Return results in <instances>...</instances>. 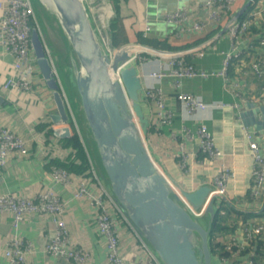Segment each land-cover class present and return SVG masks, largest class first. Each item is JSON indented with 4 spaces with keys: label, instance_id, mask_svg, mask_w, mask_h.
I'll return each instance as SVG.
<instances>
[{
    "label": "crops",
    "instance_id": "1",
    "mask_svg": "<svg viewBox=\"0 0 264 264\" xmlns=\"http://www.w3.org/2000/svg\"><path fill=\"white\" fill-rule=\"evenodd\" d=\"M207 1L94 0L88 5V13L100 41L102 34L111 36L109 23L117 18L118 22L112 29L114 38V46H112L116 49L127 44H140L163 51L186 50L182 56L195 67L207 71H220L225 54L231 53L224 75L182 80L181 91L192 93L211 104L193 114H187L176 99L172 78L156 79L149 75L151 71L165 67L167 58L152 54L142 60L137 58L132 60L137 65L141 78V102L145 115L149 118L150 131L145 134L144 140L151 156L162 171L184 190L191 191L201 185L213 188L214 177L221 171V167H226L232 172V176L226 184L223 196L225 201L231 204L235 211L259 212L261 209L258 208V202L249 197L254 159L249 150L246 133L250 132L253 135L259 143L261 154L264 155V125L257 128L255 125L244 124L239 111L248 101L255 102L259 108L264 107V93L261 89L264 69L261 68L257 72L252 69L253 61L264 58V45L260 44V39L264 36V23L253 16L250 30L234 39L230 37L226 28L227 18L219 22L209 19ZM256 1L259 4L264 0ZM246 2L247 0L236 1L231 7L230 14L235 15ZM178 9H186L188 16L184 21L175 24L166 19V13ZM49 14L51 20L55 21L54 14ZM197 21L203 23V28L200 30L192 28ZM51 24L53 29L50 30H53L54 36L52 39L43 40L44 46L55 62L61 57V63L67 71H70L71 77L68 76L66 82L69 83L71 80L75 83L71 73L69 42L58 22ZM57 36H59L58 42L55 41ZM139 52L135 51L132 55L145 53ZM33 54L32 49L31 57ZM33 56L35 57V54ZM13 62L12 54L0 44V122L11 126L26 137L36 135L42 140L43 136L46 137L44 145L47 152L43 145L40 146L38 138L32 142L28 156L10 158L1 168L0 195L4 193L30 195L42 188L52 187L65 202L64 218L71 243L90 251L92 256L89 264H104L106 248L104 238L96 229L94 212L86 203L73 197L72 187H65L56 181L52 174L53 167L56 166L52 160L55 157L63 159L69 153L68 148L62 147L60 141L62 137L54 133L55 130L59 131L63 124L54 123L51 119V115L57 112L53 90L42 77L37 63L27 76L31 83L30 89L5 88L4 83L7 78L17 77ZM148 87L161 89L166 107L174 113L170 123L155 125L157 108L154 101L145 96V89ZM221 101L226 103L224 108L213 106V103ZM74 114L82 135L85 140L88 139L85 141L87 148L96 158L97 151L88 136L82 115L77 114V111ZM263 116L264 111H259L260 123L264 121ZM42 123L45 126L39 128L38 125ZM200 124H205L211 132L215 145L221 151L219 157L208 158L200 151L197 135ZM49 129L52 130L50 135L47 133ZM181 147L187 155L184 164H181L180 159ZM117 224L124 264L142 262L143 251L134 233L122 220L118 219ZM54 231V223L36 214L27 215L15 229L12 226L11 214L1 213L0 264H12L3 255L2 245L14 233L24 244L29 245L26 260L22 264H73L72 261L52 255L45 250L44 245L53 236Z\"/></svg>",
    "mask_w": 264,
    "mask_h": 264
},
{
    "label": "water",
    "instance_id": "2",
    "mask_svg": "<svg viewBox=\"0 0 264 264\" xmlns=\"http://www.w3.org/2000/svg\"><path fill=\"white\" fill-rule=\"evenodd\" d=\"M251 1L233 19H238ZM49 4L69 42L71 73L82 118L97 151L96 162L121 211L163 264H213L210 232L218 210L216 199L223 196L210 194L212 188L208 185L191 191L178 186L155 162L144 140L149 118L143 110L142 82L132 53L163 57L166 52L148 45L127 44L110 54L98 38L83 0H50ZM30 40L41 75L53 90L57 112L51 119L63 124L54 133L68 137L70 118L37 28L32 30ZM116 71L120 80L114 77ZM244 105L239 111L243 123L257 128L264 125L258 119L264 107L252 101ZM180 195L194 209L206 200L202 216L196 217Z\"/></svg>",
    "mask_w": 264,
    "mask_h": 264
},
{
    "label": "built area",
    "instance_id": "3",
    "mask_svg": "<svg viewBox=\"0 0 264 264\" xmlns=\"http://www.w3.org/2000/svg\"><path fill=\"white\" fill-rule=\"evenodd\" d=\"M83 1L88 9V5L94 0ZM236 1L238 0H208L206 2V7L209 10V19L211 21L219 22L221 19L227 18V31L230 37L234 39L241 35V33H244L243 31L250 26L253 16L264 23V1L257 4L256 0H252L251 2L254 6L242 20L233 19L234 15L230 14L231 7ZM0 9L2 10V13L0 14V44L12 54L14 58L13 67L17 73V77H9L6 79L4 87L17 90H28L31 88V83L27 79V76L30 75L34 66H36V58L33 56L34 54L31 57L32 46L30 40V22L31 19L35 21L33 0H0ZM165 16L170 22L178 24L187 18L188 13L186 9H178L177 11L166 13ZM192 28L194 30H200L203 28V23L197 21L193 24ZM107 42L110 45L109 37H107ZM102 43L105 47L106 42L102 40ZM260 44L264 45V36L261 37ZM105 49L110 54L115 50L113 46L108 48L105 47ZM45 51L70 118L68 126L71 128V125H73L77 131L88 162L87 175H76L67 171L65 168L54 166L52 170L53 176L56 181L65 187H72L73 197L80 202L86 203L94 212L96 229L104 238L106 248L104 264H124V258L120 250V233L117 224L118 219L122 220L130 231L134 233L141 246L143 259L142 262L137 264H163L147 241L126 218L119 205L116 203L101 175L102 172L99 169L96 158L87 148L77 118L61 87L55 60L49 55V53H47L48 50L46 47ZM165 52L166 55L163 57L167 58L166 66L160 70L151 71L149 75L156 79H162L164 77L172 78V84L175 88V97L184 107L187 114H193L199 109H205L207 106H211V104L206 103L198 96L181 91L180 85L185 78H205L212 75H224L225 69L232 56L231 53L229 52L225 54V57L223 58V67L220 71H207L197 68L192 63L188 62L182 56L183 53L176 55L172 54L175 51ZM146 54L148 55L135 53L133 60L136 58L142 60V58L152 55L149 53ZM261 68L264 69V58L252 62L253 71H260ZM260 74L261 73H258V75ZM262 76L263 82L261 89L262 93H264V72ZM114 77L120 80L119 71L114 72ZM145 96L153 100L157 108L155 125L161 126L170 123L174 113L166 107V100L161 89L159 87H148L145 89ZM213 106L224 108L226 103L221 101L213 103ZM197 135L200 151L204 155L208 158H217L221 155V151L215 145L214 138L205 124L199 125ZM246 137L249 150L254 159L250 197L254 201H259L258 208L261 209L264 203V155L261 154L259 143L253 138V135L250 132L246 133ZM42 138L44 141L40 137H36V135L26 137L21 133H18L11 126L0 122V173L1 168L10 160V158L28 156L31 152L30 146L32 142L37 139L40 146L43 145L47 152L44 145L46 139L44 136ZM186 157L187 155L184 152L183 147H181V164L186 162ZM220 170L221 171H219L214 177V186L210 194L215 193L218 196H224L226 184L228 179L232 176V172L226 167H221ZM174 189L179 193L176 186H174ZM181 197L186 207L196 217L202 216L207 203L206 200L200 208L194 209L183 196ZM223 201H225L224 197L220 198L217 204L215 203L220 214L225 213L224 210H221L224 205ZM64 211L65 202L52 187L42 188L30 195H19L15 193H4L0 195V214L4 212L10 213L12 216V226L15 229L19 227L20 223L27 215L36 214L40 217L47 218L54 223L55 231L53 236L45 243V250L52 255L62 256L67 260L72 261L73 264H89L92 256L90 251L85 247H77L71 243L67 228L68 226L64 218ZM243 223L245 224L241 223L234 232L225 235L224 238L222 237L223 239L221 240L225 239L226 247L228 249L232 250V246H237L243 249L245 245L248 244L247 241L256 235H261L264 239V217L249 219L248 222ZM28 246V244H24L20 237L14 233L4 241V244L2 245L3 249H1L3 255L10 261V263L22 264L26 260ZM232 253L236 261L232 260L231 264H235V262H237V264H254L251 254L237 257V251H232ZM217 259L218 261L216 264H223L228 260L221 257Z\"/></svg>",
    "mask_w": 264,
    "mask_h": 264
},
{
    "label": "trees",
    "instance_id": "4",
    "mask_svg": "<svg viewBox=\"0 0 264 264\" xmlns=\"http://www.w3.org/2000/svg\"><path fill=\"white\" fill-rule=\"evenodd\" d=\"M37 1L41 4V7L46 11L42 2L40 0H37ZM33 4H34V2H33ZM253 6H254V4L252 2H250L247 9L245 10V12L243 14H241L238 19L239 20L244 19L247 16L246 13L249 10H251L253 8ZM35 8H36V6H35ZM116 22H118L117 18L113 19V22L111 21L109 23V27H108V29L111 30V36H110L111 40L109 37L111 46L112 45L114 46V44H113L114 38L112 36V29H114V27H115L114 24ZM30 23H32V27H31V32H32V30L34 28H36V23L32 19H31ZM249 30H250V28L248 27L243 32H248ZM107 32H108V30H107ZM170 50H173V49H170ZM175 50H178V49H175ZM143 55H148V54L143 53ZM234 60H236V58H234ZM67 63H68V61H67ZM58 90H59V88H58ZM44 126H45V124H43V123L38 125L39 128H43ZM149 131H150V126L148 125L147 133ZM47 133L49 135L52 134V130L49 129L47 131ZM60 141H61L63 148H68L67 150L69 151V153L63 159H61L60 157H55L52 160V162L56 166H59L61 168H65L67 171H69L73 174L87 175L88 174L87 157H86V154L84 152V148H83L82 142L79 138V135H78L77 131L75 130V128L73 127V125H71V134L66 138L60 139ZM255 202H257V201H255ZM223 203H224V205L222 206V209L225 211V213L220 214L217 210L216 216H215L213 224H212L211 232H210V246H211V252L213 255V264L217 263V261H218L217 258H219V257L228 259L223 264H231V261L235 260V258L233 257L232 251H237V255H238L237 257L251 254V257L254 261V264H263V261H264V239H263V237H261V235H256L255 237H253L252 239L247 241L248 244L245 245V247L243 249H241L237 246H232V250H230L226 247L225 239L224 240H221V239H223L225 235L234 232L235 229L241 223L245 224L243 222H248L249 219H255L257 217L263 218L264 217V209L261 210L259 213L258 212H251V213L244 212L243 213L240 211H235L234 207H232L231 204H228L226 201H223ZM232 264H234V263H232ZM235 264H237V262H235Z\"/></svg>",
    "mask_w": 264,
    "mask_h": 264
},
{
    "label": "rangeland",
    "instance_id": "5",
    "mask_svg": "<svg viewBox=\"0 0 264 264\" xmlns=\"http://www.w3.org/2000/svg\"><path fill=\"white\" fill-rule=\"evenodd\" d=\"M40 1L44 5L46 11L41 7V4L37 0H33L34 5L36 6V8L34 6V20H35V23L37 25L38 31L40 33V36L42 38V41L43 40L46 41L45 39H52V37L54 36L53 30L52 31L50 30V29H53L51 26L53 24H51V22L55 23V21H57V20H55V21L53 19L51 20V14H49V13H53V11H52L50 4H48L45 0H40ZM30 26L32 27V23H30ZM39 26H40V29H39ZM107 37L108 36L105 34L101 35L102 40H104L106 42L105 47L108 48V47H111L110 46L111 44L109 45V43L107 42ZM57 39H59V36H57L55 38L56 42H58ZM49 42H50V40H49ZM115 50H116V48H115ZM61 59L62 58L60 57L58 62H55L56 66H57V71L59 73L61 85H62L63 90L65 92V96L67 97V100L69 101V103L71 105L73 113H76V111H77V114H80L81 113V111H80L81 105H80L79 94L76 90V86H75V83L73 81L69 80L70 81L69 83L66 82V79L68 78V76L71 77L70 76L71 74H70V71L69 70L67 71V69L64 67V65L61 63L62 62ZM86 140L88 141L87 138H86ZM218 202H219V198L216 199L215 203L217 204ZM221 210H223V209L221 208ZM204 223H205V221H204Z\"/></svg>",
    "mask_w": 264,
    "mask_h": 264
},
{
    "label": "bare ground",
    "instance_id": "6",
    "mask_svg": "<svg viewBox=\"0 0 264 264\" xmlns=\"http://www.w3.org/2000/svg\"><path fill=\"white\" fill-rule=\"evenodd\" d=\"M48 3H50V0H47ZM105 20H106V17H105Z\"/></svg>",
    "mask_w": 264,
    "mask_h": 264
}]
</instances>
